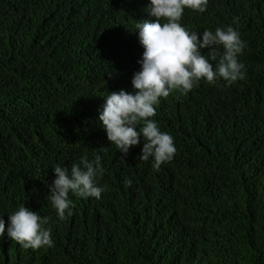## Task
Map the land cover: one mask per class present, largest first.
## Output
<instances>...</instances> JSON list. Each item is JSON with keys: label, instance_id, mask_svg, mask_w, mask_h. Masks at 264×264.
<instances>
[{"label": "trees", "instance_id": "16d2710c", "mask_svg": "<svg viewBox=\"0 0 264 264\" xmlns=\"http://www.w3.org/2000/svg\"><path fill=\"white\" fill-rule=\"evenodd\" d=\"M147 3L0 0V264H264V0L185 9L190 31L239 32L244 78L161 99L154 119L176 152L159 171L142 144L121 159L98 122L109 93L131 90L143 49L130 32L151 19ZM99 148L105 192L70 197L60 221L46 199L53 167ZM21 204L48 217L53 247L7 238Z\"/></svg>", "mask_w": 264, "mask_h": 264}, {"label": "clouds", "instance_id": "9594fccd", "mask_svg": "<svg viewBox=\"0 0 264 264\" xmlns=\"http://www.w3.org/2000/svg\"><path fill=\"white\" fill-rule=\"evenodd\" d=\"M208 0H148L145 11L150 20L134 23L133 30L143 52L139 70L131 77V90L109 93L103 99L98 122L111 146L126 157L130 149L142 144L139 159L151 162L154 171L174 159V137L161 131L154 117L161 99L173 92L187 95L201 80L229 86L244 78V64L238 60L246 47L232 26L217 27L202 33L190 31L180 23L185 9L203 14ZM236 19L233 23H236ZM207 50V54H204ZM214 62V63H213ZM108 79L115 75L110 70ZM99 148L90 159L82 155L70 166L53 167L54 179L47 185L46 199L60 221L73 214L70 197L99 200L106 186ZM126 186L132 181L125 179ZM48 217H42L21 204L7 215V238L24 249L54 246ZM5 236V221L0 218V238Z\"/></svg>", "mask_w": 264, "mask_h": 264}]
</instances>
